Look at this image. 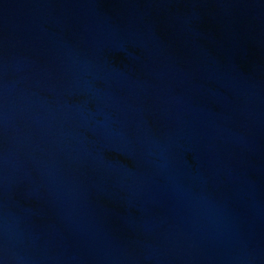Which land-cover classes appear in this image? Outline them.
<instances>
[{"label":"water","instance_id":"95a60500","mask_svg":"<svg viewBox=\"0 0 264 264\" xmlns=\"http://www.w3.org/2000/svg\"><path fill=\"white\" fill-rule=\"evenodd\" d=\"M0 264H264V0H0Z\"/></svg>","mask_w":264,"mask_h":264}]
</instances>
